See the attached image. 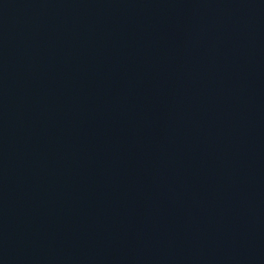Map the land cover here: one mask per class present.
Returning <instances> with one entry per match:
<instances>
[{
    "label": "water",
    "instance_id": "water-1",
    "mask_svg": "<svg viewBox=\"0 0 264 264\" xmlns=\"http://www.w3.org/2000/svg\"><path fill=\"white\" fill-rule=\"evenodd\" d=\"M0 264H228L133 0H0Z\"/></svg>",
    "mask_w": 264,
    "mask_h": 264
}]
</instances>
